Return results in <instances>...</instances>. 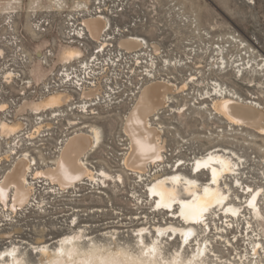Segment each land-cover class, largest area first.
I'll use <instances>...</instances> for the list:
<instances>
[{"label": "rangeland", "instance_id": "obj_1", "mask_svg": "<svg viewBox=\"0 0 264 264\" xmlns=\"http://www.w3.org/2000/svg\"><path fill=\"white\" fill-rule=\"evenodd\" d=\"M95 15L106 23L98 41L83 24ZM129 36L143 47L124 49ZM155 80L173 84L150 117L164 153L140 173L124 163L126 119ZM58 92L68 101L47 105ZM219 94L264 109V0H0V180L27 153L32 185L23 206L0 201V251L16 247L24 263L42 264L44 243L52 249L79 232L86 248L139 253L138 228L146 226L143 240L151 243L156 226L183 224L157 206L149 184L184 163L180 172L203 185L207 171L193 175L190 167L221 147L236 168L222 187H230L237 215L218 207L187 244L171 230L157 241L166 258L192 256L200 243L204 264H264V133L218 112ZM93 128L99 138L82 159L94 180L64 189L35 176L56 165L70 136ZM254 190L261 214L246 207Z\"/></svg>", "mask_w": 264, "mask_h": 264}, {"label": "bare ground", "instance_id": "obj_2", "mask_svg": "<svg viewBox=\"0 0 264 264\" xmlns=\"http://www.w3.org/2000/svg\"><path fill=\"white\" fill-rule=\"evenodd\" d=\"M83 24L91 38L97 41L106 27L102 15L90 16L83 20ZM120 45L132 52L143 47V42L139 37L129 36L124 38ZM154 49L158 50V46L155 44ZM170 91H173V84L162 80L152 81L144 87L138 102L127 116L125 130L131 145L124 158V163L140 173L146 171L147 163L163 159V140L161 141L160 131L153 125L150 117L157 109L159 110L167 104V95ZM94 94L95 91L91 89L85 91L83 96L90 100ZM69 97L70 95L66 93L58 92L46 99V103L50 107H56L67 102ZM217 97L215 108L228 120L264 133L263 108H257L252 103L241 104L229 94H219ZM90 132H94L95 136ZM95 138L97 140L99 138L96 128L90 129L88 133L80 131L70 136L64 144L56 165L38 170L35 176H45L52 183H57L64 189L85 178L94 180L93 172L85 165L82 157L89 152L91 147H94V143L97 142ZM26 155L17 159L14 166L12 165L13 167L9 171L7 170L8 172L0 180V189L3 190L0 201L12 209L26 204L31 196L32 185L28 182L27 176L31 163L27 160ZM230 156L231 152L217 147L195 159L190 167L191 173L194 175L207 171L209 176L208 181L203 185L198 183L195 178L180 172L184 163L179 164L175 171L157 175L154 178L149 184L147 192L154 197L157 206L172 211V214L177 215L183 224L156 226L153 230L159 232L160 235H154L151 243H146L143 240L146 226L138 228V236H141L143 242V244L140 243L142 250L139 253H131L124 249L101 248L95 244L86 248L84 246L85 239L82 240V235L78 232L60 237L56 247L52 249L48 247V243H44L39 250L46 260L45 262L42 260V264H204V258L201 255L205 248L200 243L198 252L194 251L192 256L184 257L183 254L177 253L173 257L166 258L157 240L164 232L171 230L173 232L171 235L177 234L176 238L181 236V242L187 244L192 234L196 232V227L199 224L207 225L209 214L218 207L227 211L230 216L231 213L237 215L240 207L230 201L228 195L230 187L227 190L222 187V179L225 175L234 174L236 171ZM103 175L108 176L106 173ZM256 192V190L253 191L246 207L254 210L256 214H261L259 202L256 201ZM10 235L11 233H5L4 237H10ZM194 240H198L197 236L189 241L190 244ZM0 259H2L0 264H26L16 247L1 250Z\"/></svg>", "mask_w": 264, "mask_h": 264}, {"label": "snow or ice", "instance_id": "obj_3", "mask_svg": "<svg viewBox=\"0 0 264 264\" xmlns=\"http://www.w3.org/2000/svg\"><path fill=\"white\" fill-rule=\"evenodd\" d=\"M248 191L251 192V189H249ZM2 192H3V190L0 189V195H2ZM254 199H255V198H254ZM205 211H207V209H205ZM197 222H198V221H197ZM153 251H154V249H153Z\"/></svg>", "mask_w": 264, "mask_h": 264}]
</instances>
